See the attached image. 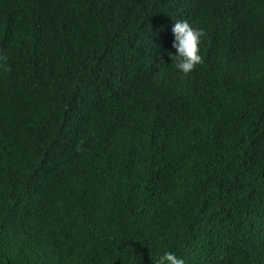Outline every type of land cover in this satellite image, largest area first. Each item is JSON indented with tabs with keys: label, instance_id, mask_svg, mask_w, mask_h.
<instances>
[{
	"label": "trees",
	"instance_id": "1",
	"mask_svg": "<svg viewBox=\"0 0 264 264\" xmlns=\"http://www.w3.org/2000/svg\"><path fill=\"white\" fill-rule=\"evenodd\" d=\"M0 57V264H264V0H0Z\"/></svg>",
	"mask_w": 264,
	"mask_h": 264
},
{
	"label": "clouds",
	"instance_id": "2",
	"mask_svg": "<svg viewBox=\"0 0 264 264\" xmlns=\"http://www.w3.org/2000/svg\"><path fill=\"white\" fill-rule=\"evenodd\" d=\"M171 32L174 37L172 48L175 50V54L166 50L165 52L177 71L183 75H188L203 62L200 45L205 33L184 19L174 21ZM2 59L3 57H0V60ZM155 264H185V260L168 251L158 256Z\"/></svg>",
	"mask_w": 264,
	"mask_h": 264
}]
</instances>
